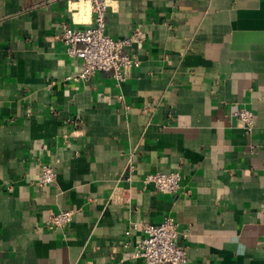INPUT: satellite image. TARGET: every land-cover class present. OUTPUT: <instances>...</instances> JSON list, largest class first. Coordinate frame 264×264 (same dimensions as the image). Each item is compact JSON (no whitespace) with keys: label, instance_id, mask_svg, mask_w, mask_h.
<instances>
[{"label":"crops","instance_id":"1","mask_svg":"<svg viewBox=\"0 0 264 264\" xmlns=\"http://www.w3.org/2000/svg\"><path fill=\"white\" fill-rule=\"evenodd\" d=\"M91 21L84 0H0V264H143L141 225L167 216L187 264H264V0H111L107 33H143L120 83L67 79L61 24ZM177 170L174 194L142 181Z\"/></svg>","mask_w":264,"mask_h":264},{"label":"built area","instance_id":"2","mask_svg":"<svg viewBox=\"0 0 264 264\" xmlns=\"http://www.w3.org/2000/svg\"><path fill=\"white\" fill-rule=\"evenodd\" d=\"M84 1L91 6V23L83 28L73 27L66 22L61 24L60 38L65 45L67 55L81 61L80 72L70 74L67 79H89L94 73L102 70L110 72L120 83L141 63L137 55L127 51V47L136 41L141 42L143 33L137 28L132 35L125 38L116 39L110 36L107 33V12L111 0ZM51 85L49 84V87ZM233 113L244 122L248 131L253 130L255 115L252 110L240 107ZM130 168L133 169L134 165L130 164ZM56 180L57 171L54 166L42 163L36 185L43 187ZM182 180L183 176L179 170L149 173L142 179L145 185L152 184L159 191L173 194L181 188ZM76 214L75 209L54 213L47 225L50 228L63 227L70 224ZM141 227L144 236L137 243L134 255L142 258L143 264H187L189 262L187 247L178 242L179 222L174 217L167 216L160 223L144 222ZM126 233L130 234V231Z\"/></svg>","mask_w":264,"mask_h":264}]
</instances>
